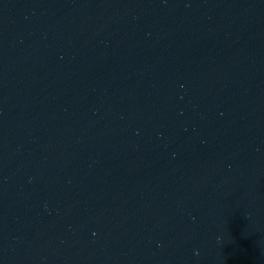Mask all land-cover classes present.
<instances>
[{
	"label": "water",
	"instance_id": "water-1",
	"mask_svg": "<svg viewBox=\"0 0 264 264\" xmlns=\"http://www.w3.org/2000/svg\"><path fill=\"white\" fill-rule=\"evenodd\" d=\"M0 264H264V0H0Z\"/></svg>",
	"mask_w": 264,
	"mask_h": 264
}]
</instances>
